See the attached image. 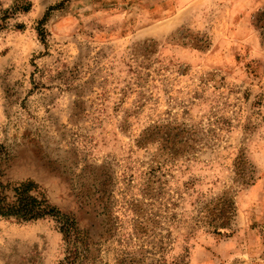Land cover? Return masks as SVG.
I'll use <instances>...</instances> for the list:
<instances>
[{"label":"rangeland","instance_id":"374dc122","mask_svg":"<svg viewBox=\"0 0 264 264\" xmlns=\"http://www.w3.org/2000/svg\"><path fill=\"white\" fill-rule=\"evenodd\" d=\"M32 1L0 27V143L25 132L53 160L29 148L9 174L88 231L78 264H264V0ZM160 127L181 133L164 154L143 140ZM69 246L55 217L0 215V264Z\"/></svg>","mask_w":264,"mask_h":264},{"label":"trees","instance_id":"16d2710c","mask_svg":"<svg viewBox=\"0 0 264 264\" xmlns=\"http://www.w3.org/2000/svg\"><path fill=\"white\" fill-rule=\"evenodd\" d=\"M33 6L32 0H13V4L9 8L0 9V27L6 24L11 15L16 13H26ZM46 17L41 20L38 26V32L45 40L44 24ZM17 28L23 29V24L18 23ZM45 42V41H44ZM18 132V130H16ZM163 133V135H162ZM180 132L172 133L168 128L162 130V127L154 133L148 130L144 132V141H149L159 137L163 142V153L165 148L173 150V146L179 143ZM26 134L15 133L11 136L7 134L5 143H0V215L3 217H13L19 221H32L47 216H52L60 223V229L63 233L65 241L70 245L65 260L68 264H78L80 259L86 257L87 251L91 250V242L88 231L83 228L77 221L76 217L71 213H64L55 208L49 201L46 193L40 186L32 180H16L9 174V169L15 159L22 155V151L33 148L37 155L47 158L42 153L41 148L36 145L38 140H25ZM170 145H173L170 147ZM161 154V155H162ZM49 162L53 160H48ZM249 160L243 154L236 159V175L238 182L249 184L254 178L249 169ZM101 189H97V192ZM105 191H103L104 193ZM215 209L220 214L226 212L229 218L235 216V202L229 195L220 196L215 204ZM227 220V219H226ZM219 224L215 227L217 232L231 229L229 221H225L222 217L218 220ZM122 264V263H120Z\"/></svg>","mask_w":264,"mask_h":264}]
</instances>
